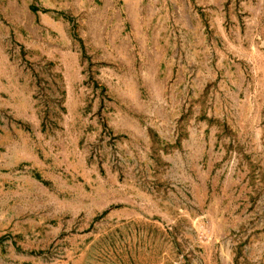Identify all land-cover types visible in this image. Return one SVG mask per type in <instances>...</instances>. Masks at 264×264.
Instances as JSON below:
<instances>
[{"label": "rangeland", "instance_id": "374dc122", "mask_svg": "<svg viewBox=\"0 0 264 264\" xmlns=\"http://www.w3.org/2000/svg\"><path fill=\"white\" fill-rule=\"evenodd\" d=\"M0 264H264V0H0Z\"/></svg>", "mask_w": 264, "mask_h": 264}, {"label": "crops", "instance_id": "0c3cea01", "mask_svg": "<svg viewBox=\"0 0 264 264\" xmlns=\"http://www.w3.org/2000/svg\"><path fill=\"white\" fill-rule=\"evenodd\" d=\"M29 154V152H27ZM17 154V153H15ZM15 154L12 153V151L10 152V162L12 165L18 163L20 160L24 159L23 157H19V156H14ZM23 155V153L21 154Z\"/></svg>", "mask_w": 264, "mask_h": 264}]
</instances>
